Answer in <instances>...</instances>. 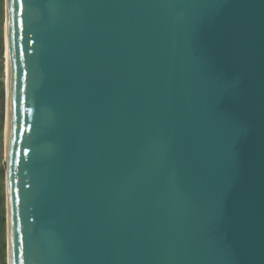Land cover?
Segmentation results:
<instances>
[{
  "label": "water",
  "instance_id": "water-1",
  "mask_svg": "<svg viewBox=\"0 0 264 264\" xmlns=\"http://www.w3.org/2000/svg\"><path fill=\"white\" fill-rule=\"evenodd\" d=\"M7 264H264V0H5Z\"/></svg>",
  "mask_w": 264,
  "mask_h": 264
},
{
  "label": "rangeland",
  "instance_id": "rangeland-1",
  "mask_svg": "<svg viewBox=\"0 0 264 264\" xmlns=\"http://www.w3.org/2000/svg\"><path fill=\"white\" fill-rule=\"evenodd\" d=\"M5 0H0V264H7L6 186H5V120L6 77L4 58ZM2 217V221H1Z\"/></svg>",
  "mask_w": 264,
  "mask_h": 264
},
{
  "label": "bare ground",
  "instance_id": "bare-ground-1",
  "mask_svg": "<svg viewBox=\"0 0 264 264\" xmlns=\"http://www.w3.org/2000/svg\"><path fill=\"white\" fill-rule=\"evenodd\" d=\"M4 58H5V66H4V71H5V77H6V105H7V83H8V58H7V31H6V24H5V34H4Z\"/></svg>",
  "mask_w": 264,
  "mask_h": 264
},
{
  "label": "trees",
  "instance_id": "trees-1",
  "mask_svg": "<svg viewBox=\"0 0 264 264\" xmlns=\"http://www.w3.org/2000/svg\"><path fill=\"white\" fill-rule=\"evenodd\" d=\"M1 221H2V217H1Z\"/></svg>",
  "mask_w": 264,
  "mask_h": 264
}]
</instances>
